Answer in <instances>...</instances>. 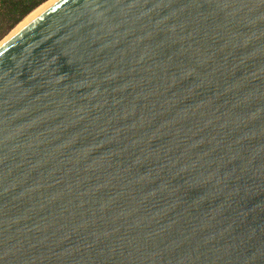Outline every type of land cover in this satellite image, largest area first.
Listing matches in <instances>:
<instances>
[{
	"label": "water",
	"instance_id": "95a60500",
	"mask_svg": "<svg viewBox=\"0 0 264 264\" xmlns=\"http://www.w3.org/2000/svg\"><path fill=\"white\" fill-rule=\"evenodd\" d=\"M0 264H264V0H56L2 44Z\"/></svg>",
	"mask_w": 264,
	"mask_h": 264
},
{
	"label": "trees",
	"instance_id": "16d2710c",
	"mask_svg": "<svg viewBox=\"0 0 264 264\" xmlns=\"http://www.w3.org/2000/svg\"><path fill=\"white\" fill-rule=\"evenodd\" d=\"M49 1L50 0H0V41L4 37H8V35L14 32L16 28Z\"/></svg>",
	"mask_w": 264,
	"mask_h": 264
},
{
	"label": "bare ground",
	"instance_id": "6f19581e",
	"mask_svg": "<svg viewBox=\"0 0 264 264\" xmlns=\"http://www.w3.org/2000/svg\"><path fill=\"white\" fill-rule=\"evenodd\" d=\"M56 0L52 1L51 4H53ZM50 4V3H49ZM50 4V5H51ZM50 5H46L45 7L48 8ZM45 8V9H46ZM44 9V10H45ZM44 10H42L40 13H42ZM39 13V14H40ZM39 14H37L34 18H32L29 22H27L25 25H23L21 28H23L24 26H26L27 24H29L33 19H35ZM21 28H19L18 30L16 29V31L12 32L10 35H8V37L4 38L1 42H0V46L2 44H4L6 41H8L11 37H13Z\"/></svg>",
	"mask_w": 264,
	"mask_h": 264
},
{
	"label": "rangeland",
	"instance_id": "374dc122",
	"mask_svg": "<svg viewBox=\"0 0 264 264\" xmlns=\"http://www.w3.org/2000/svg\"><path fill=\"white\" fill-rule=\"evenodd\" d=\"M52 1H54V0H50L47 4H45V5H44L43 7H41L38 11H36L31 17H29L25 22H23V23H22L18 28H16V29L18 30V29L21 28L23 25H25L27 22H29L32 18H34L37 14H39L42 10H44V9L46 8V7H45L46 5H50ZM49 3H50V4H49ZM14 29H15V28H14ZM14 29H13V30H14ZM16 29H15L14 31H16ZM13 30H12V31H13ZM12 31H11V32H12ZM12 34H13V33H12ZM6 37H7V36H6ZM4 38H5V37H4ZM4 38H3V39H4ZM3 39H2V40H3ZM2 40H1V41H2ZM1 41H0V42H1Z\"/></svg>",
	"mask_w": 264,
	"mask_h": 264
}]
</instances>
